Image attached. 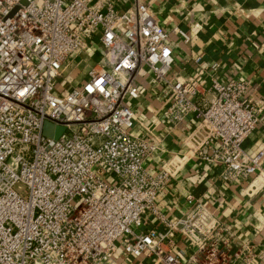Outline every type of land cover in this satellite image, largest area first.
Returning a JSON list of instances; mask_svg holds the SVG:
<instances>
[{"label": "built area", "instance_id": "2783aa9c", "mask_svg": "<svg viewBox=\"0 0 264 264\" xmlns=\"http://www.w3.org/2000/svg\"><path fill=\"white\" fill-rule=\"evenodd\" d=\"M195 61L172 73L169 31L144 0H0V264H264V241L193 194L177 217L158 207L190 159L226 184L264 183V148L244 147L256 88ZM192 114L200 140L149 170L160 126ZM45 121L64 132L44 135Z\"/></svg>", "mask_w": 264, "mask_h": 264}, {"label": "crops", "instance_id": "0c3cea01", "mask_svg": "<svg viewBox=\"0 0 264 264\" xmlns=\"http://www.w3.org/2000/svg\"><path fill=\"white\" fill-rule=\"evenodd\" d=\"M150 4L162 26L169 31L174 52L173 74L188 75L196 67V58L204 65L218 64L215 75L222 81L231 78L252 82L258 102L259 123L244 142L254 154L264 148V0H144ZM181 30L182 32H179ZM142 104V102H140ZM138 111L146 120L150 115L143 104ZM198 119L192 114L178 127L170 130L161 125L165 151L150 158L146 167L159 168L168 152H184L198 142ZM135 131L142 134L136 126ZM264 169V158L262 159ZM220 166L190 159L180 173L162 191L159 209L169 218L181 215L187 208L186 196L200 198L219 217L231 222L235 236L241 240L264 241V183L248 191L252 177L235 183H223ZM159 223L150 219V227ZM178 247L191 252L189 243L178 238Z\"/></svg>", "mask_w": 264, "mask_h": 264}, {"label": "water", "instance_id": "95a60500", "mask_svg": "<svg viewBox=\"0 0 264 264\" xmlns=\"http://www.w3.org/2000/svg\"><path fill=\"white\" fill-rule=\"evenodd\" d=\"M65 130L63 125H56L50 121H45L43 124V134L48 137L58 138Z\"/></svg>", "mask_w": 264, "mask_h": 264}]
</instances>
